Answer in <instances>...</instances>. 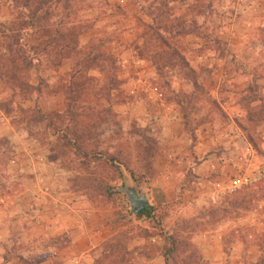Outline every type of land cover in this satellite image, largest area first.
Masks as SVG:
<instances>
[{"label":"rangeland","instance_id":"obj_1","mask_svg":"<svg viewBox=\"0 0 264 264\" xmlns=\"http://www.w3.org/2000/svg\"><path fill=\"white\" fill-rule=\"evenodd\" d=\"M52 8L56 24L70 15L86 32L74 31L78 57L31 71L23 94L0 82V220L13 229L0 235V264H21L17 254L65 264L80 229L97 241L90 264H264V126L249 123L264 108L242 95L244 87L256 86L260 97L264 90V0H76ZM0 17V43L10 44L16 16L8 0H0ZM225 102L238 106L234 117L253 137L256 170L235 190L215 192L217 175L193 174L184 122L195 135L209 124L223 128ZM40 115L86 152L116 155L124 167L76 157ZM34 171L43 177L36 195ZM129 183L147 192L148 216L130 213L118 191ZM244 188L241 204L233 194ZM28 228L48 232L19 236ZM171 234L185 248L165 259Z\"/></svg>","mask_w":264,"mask_h":264},{"label":"trees","instance_id":"obj_2","mask_svg":"<svg viewBox=\"0 0 264 264\" xmlns=\"http://www.w3.org/2000/svg\"><path fill=\"white\" fill-rule=\"evenodd\" d=\"M73 1L75 2L76 0H8L9 6H11V12L16 16V20L8 28V39H10L11 43H0V82H2L5 86L10 87V89L13 91H18L20 94H23L24 91H28L30 89L29 85L27 84V77L31 71L35 70L39 74L41 73L43 63H45V67L58 68L62 63L60 62L56 64L57 60L78 57L79 52L76 46L77 41H75L76 38L74 34V31L78 29V25H74L73 22H69L70 15L63 16L57 24L56 22L52 21L55 17L56 11L52 8L53 5L59 6L63 2ZM75 32H77L76 35L79 36L85 33L86 30L82 27H79V30H76ZM189 34L190 33H188V35ZM156 38L158 39L159 43L165 45V42L160 36L156 35ZM175 56L177 55L175 54ZM186 63L188 64L187 61ZM189 74H191L192 77L194 76L193 71L191 72V69L189 70ZM190 80L193 81V85L196 86L195 76ZM71 89L72 88L70 86L68 88L69 93L71 92ZM246 94H251L253 96L250 103L259 102L261 108H264V99L260 97L258 88L256 86L248 87L242 93V95ZM194 95L195 94H193V96ZM69 110H71L70 106ZM257 114H250L251 117L249 119V123L256 121L258 124H264V111L260 110L258 116ZM40 116H42V120L46 123L48 129H52L54 134L61 135L64 140L68 141L76 157L83 160H102L106 165L116 169L117 171H120L121 166L124 167L116 155L86 152L76 142V140L70 139L67 136L66 129L58 130L54 126V121L52 119L46 115ZM247 116H249V114H247ZM65 117L73 120L74 112L68 111L67 114H65ZM239 126L244 131V133L247 132L246 126L242 124H239ZM184 128L190 135L192 144L194 145L197 140L195 135L196 128L191 129L187 121L184 122ZM247 138L252 146L255 147L256 144L253 141V137H251V135H247ZM130 174L131 176H134L132 172ZM108 189L110 188L108 187ZM245 190L246 188L233 194L234 196H240L239 202H241V204L245 203ZM149 211L150 208H147L136 217L141 218L148 216ZM195 225L198 227L202 226L203 224L196 223ZM59 239L60 238L53 239V242L55 243ZM166 241L168 242V245L164 250L165 259L168 257L176 259L180 249L183 247L185 248L184 240L180 239L174 234H171L166 237ZM17 258L21 264H36L27 261V259L21 254H17ZM4 260H6V257H4Z\"/></svg>","mask_w":264,"mask_h":264},{"label":"crops","instance_id":"obj_3","mask_svg":"<svg viewBox=\"0 0 264 264\" xmlns=\"http://www.w3.org/2000/svg\"><path fill=\"white\" fill-rule=\"evenodd\" d=\"M246 88L247 87H244L242 89L243 92ZM261 97L264 98V90L261 93ZM224 105L227 106V109L225 110L226 107L223 108V106L222 109H224V112L229 117L228 124L224 125L223 128L210 124L204 126V128L197 131L196 137L198 136V138L193 147L194 155L197 160V164H195L193 168V174L197 180L205 176L206 178H210L213 174L217 175L218 184L212 187L215 192L220 190H235L237 187L236 183L253 176L256 170V166L253 164V160L255 159L253 146L234 117L236 115L235 113H237L236 110L238 106H235L236 108H231L229 102H225ZM228 110L230 113H228ZM185 135L187 138L189 137L188 133ZM190 142L192 144V140H190ZM29 158H31L33 162L34 157L32 158V156L29 155ZM242 172L244 174H242ZM33 174L36 184L34 189H31L33 191L29 192L33 195L43 193L44 189L38 184L43 177L39 175L37 171H34ZM18 199L21 202L18 206L22 208L23 206L21 205H23L22 202L24 200L22 197ZM197 202H202V199L197 200ZM3 204H5L6 208L9 206L6 200L3 201ZM21 219L22 218H18V220ZM55 222L56 219L54 220V218H52L49 223L51 224L52 231L56 229ZM30 223L32 224V222ZM11 224L12 222L9 220H0L1 239L7 238L6 235H10L13 230L10 227ZM49 224L46 225L47 229H49ZM41 229L42 230L38 231L35 228H28L26 231L19 233V236L24 238L28 234H31V240H33V238L48 232L46 229ZM89 231L85 233L80 229L72 232L73 236H75V240L69 248L72 257H70L65 264H81L82 259H84L86 264H90V260L92 259L90 252L95 249L96 245L94 244H96L97 241H94V235L89 234ZM14 258L18 261L16 256H14Z\"/></svg>","mask_w":264,"mask_h":264},{"label":"water","instance_id":"obj_4","mask_svg":"<svg viewBox=\"0 0 264 264\" xmlns=\"http://www.w3.org/2000/svg\"><path fill=\"white\" fill-rule=\"evenodd\" d=\"M126 195L129 203L130 213L134 216L139 215L150 206V200L147 197V192H138L137 188L133 184H127L125 187L118 189Z\"/></svg>","mask_w":264,"mask_h":264},{"label":"built area","instance_id":"obj_5","mask_svg":"<svg viewBox=\"0 0 264 264\" xmlns=\"http://www.w3.org/2000/svg\"><path fill=\"white\" fill-rule=\"evenodd\" d=\"M248 179H243L241 182L236 183L237 186H240L241 184L247 183Z\"/></svg>","mask_w":264,"mask_h":264}]
</instances>
